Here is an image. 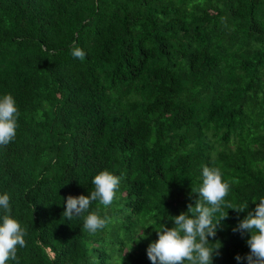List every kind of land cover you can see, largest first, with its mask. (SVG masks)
<instances>
[{
	"label": "trees",
	"instance_id": "1",
	"mask_svg": "<svg viewBox=\"0 0 264 264\" xmlns=\"http://www.w3.org/2000/svg\"><path fill=\"white\" fill-rule=\"evenodd\" d=\"M6 94L18 115L0 195L26 229L6 264H151L204 166L230 185L212 264H247L250 233L233 229L264 197V0H0ZM104 170L120 186L108 208L91 203L110 222L90 235L65 200Z\"/></svg>",
	"mask_w": 264,
	"mask_h": 264
},
{
	"label": "clouds",
	"instance_id": "2",
	"mask_svg": "<svg viewBox=\"0 0 264 264\" xmlns=\"http://www.w3.org/2000/svg\"><path fill=\"white\" fill-rule=\"evenodd\" d=\"M74 58L83 59L85 53L79 47L72 50ZM18 110L15 100L10 94L0 98V146H6L14 140L16 135ZM202 183L197 189L198 199L195 205H188V215L181 213L171 217L174 226L169 228L161 226L157 239L149 243L146 255L151 264H212L213 256L219 255V243H210L209 237H215L217 225L221 219L226 218L224 212L216 222L214 214L221 212L224 198L228 195L230 185L222 180L218 168L204 166L201 172ZM121 178L107 170L100 171L92 178L93 190L87 196L68 195L65 200L63 216L67 220L83 215V228L90 235L102 231L110 222L107 217L101 218L97 212H89L93 201L108 208L112 205L116 192L120 186ZM62 187V186H61ZM7 193L0 195V210L5 213L0 217V264L17 260V246H26L24 239L26 229L21 227L17 220L10 215L11 208ZM255 203V200L253 201ZM247 203L239 207L228 204L227 209L243 212ZM234 232L250 233L246 241L249 253L244 257L236 255L239 262L245 260L247 264H264V197L259 199L255 208L239 222ZM214 245V246H213Z\"/></svg>",
	"mask_w": 264,
	"mask_h": 264
}]
</instances>
